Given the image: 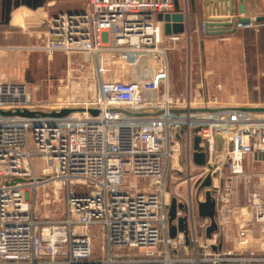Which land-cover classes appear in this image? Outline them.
Wrapping results in <instances>:
<instances>
[{
	"label": "built area",
	"instance_id": "built-area-1",
	"mask_svg": "<svg viewBox=\"0 0 264 264\" xmlns=\"http://www.w3.org/2000/svg\"><path fill=\"white\" fill-rule=\"evenodd\" d=\"M173 10V0H87L84 10L51 16L41 43L27 49L49 61L64 55L62 80L69 76L72 54L90 57L94 82L84 99L68 98L53 108L36 105L29 84L7 79L0 66V110H73L61 117L0 113V264H264V196L257 192L249 193L245 207L259 225L261 252L251 247L254 225L247 219L241 220L235 249L216 247L233 219L245 160H264V113L192 112L220 104L205 98L200 86L194 95L172 93L157 16ZM263 24L251 19L241 25ZM195 136L203 164L193 159ZM207 175L218 225L211 237L210 219L198 214ZM52 184L66 190L65 215L40 219L35 196ZM173 197L184 205L177 217H187L189 244L184 232L169 234ZM95 228L103 240L98 253Z\"/></svg>",
	"mask_w": 264,
	"mask_h": 264
},
{
	"label": "crops",
	"instance_id": "crops-1",
	"mask_svg": "<svg viewBox=\"0 0 264 264\" xmlns=\"http://www.w3.org/2000/svg\"><path fill=\"white\" fill-rule=\"evenodd\" d=\"M234 1V12L224 23L223 33L206 34L202 0H196L195 11L192 12L189 9V22H187L189 31L178 34L177 40H172L168 37L169 35L164 34L162 44L168 48V51L171 50L172 45L186 42L191 57L190 83L183 92L171 89L172 93L194 95L197 86H200L205 98H213L220 105L256 107L264 105V80L261 77V75L264 76V65L260 66L257 62L251 61L255 57L264 58V50H253L254 46L264 47V24L258 27L241 25L238 18L243 15L238 11V0ZM45 2L46 4L37 9L25 5L14 8L10 21L6 24L1 22L0 14V26L4 27L0 30V47L3 48L0 62L4 65L0 63V66L5 72L11 66L21 65L26 56L29 57L37 52L27 48L35 43H41L40 36L46 29V22L51 16L61 12L84 10L87 5V0H45ZM181 3L184 5L186 0H181ZM244 3L246 8L244 16L255 19L256 16L264 14V0H244ZM18 10H20L19 13H17ZM13 81L26 82L18 79ZM234 204L233 219L219 236L224 235L226 239L230 238L233 242L232 246L235 247L237 246L236 236L242 225L241 220L247 219L250 226L254 225V228L256 226L245 207L246 200L242 201L235 195Z\"/></svg>",
	"mask_w": 264,
	"mask_h": 264
},
{
	"label": "rangeland",
	"instance_id": "rangeland-1",
	"mask_svg": "<svg viewBox=\"0 0 264 264\" xmlns=\"http://www.w3.org/2000/svg\"><path fill=\"white\" fill-rule=\"evenodd\" d=\"M19 12L20 10L17 11V13ZM1 29H4V27L0 26V30ZM37 44L38 43H35L33 45ZM257 49H260L261 51L264 50V47H253V50ZM1 56H3V52H0V59ZM190 58V50L186 42H178L177 44L172 45L171 50L168 51L170 84L173 91L183 92L188 83H190L192 72ZM251 61L253 63L257 62L260 66H262V64L264 65V58L262 56L258 58L255 57L251 59ZM0 63L1 65L3 64L2 62ZM65 69L66 58L64 55L58 54L57 58L55 56L52 61H49L44 54L36 52L29 57L26 56L21 65L15 67L11 66L7 70L5 68L7 73L4 70L3 71L6 74L7 79L25 80L29 84L32 99L36 105H42L44 108H53L68 101V98H75V100L84 99L85 97L90 96L92 92L91 87L94 82V63L90 57H87L82 53L72 54L69 76L62 80ZM261 77L264 80V76L261 75ZM263 172L264 160H257L251 156L247 157L244 162V176L239 178L236 183L237 198L244 201L249 193L255 192L264 196ZM57 189H59L58 185L56 186V184H52L48 185L46 188H41L36 194L35 215L40 219H61L64 217L66 212V190L65 188ZM53 190L59 192L56 199L53 195ZM255 226V228L252 227L253 234H250L249 238L251 244L256 245L251 247L260 251V241L257 240V238L260 237L259 225L256 224ZM94 231L97 237L94 239V246L98 253L103 244V240H101L98 235L97 228H95ZM226 238L227 237L224 235L218 236L217 238L216 247L220 252H226L234 248L231 239ZM182 251L183 250L181 249L179 253H184ZM234 252L236 253V251ZM242 252L246 253L247 251L243 250ZM188 254L191 257L194 256V246L188 248Z\"/></svg>",
	"mask_w": 264,
	"mask_h": 264
},
{
	"label": "water",
	"instance_id": "water-1",
	"mask_svg": "<svg viewBox=\"0 0 264 264\" xmlns=\"http://www.w3.org/2000/svg\"><path fill=\"white\" fill-rule=\"evenodd\" d=\"M174 10L171 12L159 13L157 18L163 25V31L165 35H178L180 33L189 31L187 28V22H189V9L195 11L196 0H186V3L182 5L181 0H173ZM45 0H0V14L2 21L6 24L10 21L11 13L14 8L20 5H25L32 9H37L43 6ZM234 0H202L203 13H204V31L206 34L223 33L224 23L231 17L234 12ZM238 11L243 16L238 18L241 24H247L251 21V17L244 16L246 11L244 0H238L237 2ZM257 22H264V14L255 17ZM224 108H238L245 111H251L256 113H264V107H256L251 105H219V106H205L192 108V112H211ZM119 111L127 115H145L146 112L142 110H128L125 108H117ZM73 110L70 108H64L59 111H34L29 109H16L14 111H2V115L8 116H35L37 113L42 115L61 117L69 114ZM91 113L96 114L98 110L90 109ZM173 112H184L186 109H173ZM161 110H156L155 113H160ZM220 141V138H219ZM200 137L195 136L194 138V149L193 159L197 164H203L205 162V154L200 151ZM16 178L15 180H19ZM211 176L207 175L203 180L201 187L207 188L205 194V200L198 203V214L200 217H208L210 219V225L207 227L206 235L211 237L212 233L218 229L216 221V200L210 191ZM177 208H184L182 203H177L176 198L173 197L169 207V234L171 237H175L178 231L184 232L186 243L189 244L188 235V221L186 216L177 217ZM177 219V224H174ZM216 249V247H213Z\"/></svg>",
	"mask_w": 264,
	"mask_h": 264
}]
</instances>
